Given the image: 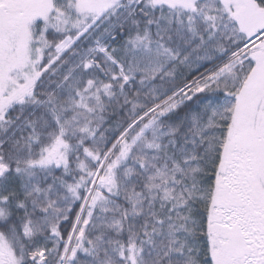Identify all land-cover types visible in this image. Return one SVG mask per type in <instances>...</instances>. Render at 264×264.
I'll return each mask as SVG.
<instances>
[{
	"label": "snow or ice",
	"instance_id": "snow-or-ice-1",
	"mask_svg": "<svg viewBox=\"0 0 264 264\" xmlns=\"http://www.w3.org/2000/svg\"><path fill=\"white\" fill-rule=\"evenodd\" d=\"M0 264H264V0H0Z\"/></svg>",
	"mask_w": 264,
	"mask_h": 264
}]
</instances>
